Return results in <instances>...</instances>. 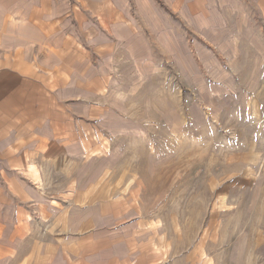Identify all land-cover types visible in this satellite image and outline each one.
<instances>
[{"label": "crops", "instance_id": "crops-1", "mask_svg": "<svg viewBox=\"0 0 264 264\" xmlns=\"http://www.w3.org/2000/svg\"><path fill=\"white\" fill-rule=\"evenodd\" d=\"M238 1L239 9L217 11ZM160 2L172 14L160 16L165 27L154 25L156 15H130L129 0H0V264L154 263L135 247L121 248L117 228L104 218L121 183H48L44 176L51 161L58 172L59 158L83 150L82 141L92 147L98 126L111 135L116 125L131 131L111 85L175 81L172 71L178 81L202 79L181 23L213 40L214 19H239L223 40L231 42L230 33L254 39L241 42L251 74L237 78L247 82L248 122L264 129V73L256 67L264 55V0ZM240 55L239 48L232 62L242 75ZM116 105L123 109L118 118ZM261 136L255 132L246 149L224 157L223 178L264 168ZM133 184L124 181V191Z\"/></svg>", "mask_w": 264, "mask_h": 264}, {"label": "rangeland", "instance_id": "rangeland-1", "mask_svg": "<svg viewBox=\"0 0 264 264\" xmlns=\"http://www.w3.org/2000/svg\"><path fill=\"white\" fill-rule=\"evenodd\" d=\"M137 4L127 3L130 15H156L158 27L166 26L160 16L172 15L160 0ZM230 4L217 11L240 8L239 1ZM172 20L177 21L171 18V29ZM237 20L214 19L213 40L181 23L188 56L202 79L178 81L172 71L175 81L111 85L116 102H125L131 131L118 129L113 120L118 128L112 135L98 126L92 147L82 141L83 150L59 158L58 172L51 171L52 161L48 164L44 182L121 183L119 199L104 218L117 228L121 248L135 247L138 257L150 256L153 264H264V168L223 178L229 168L224 157L246 149L255 132H264L248 122L247 82L237 78L251 74L250 53L241 42L253 38L230 33L231 42L223 40ZM239 48L242 75L232 62ZM259 57L257 73H264V55ZM115 107L118 118L123 109ZM259 138L258 146H264V137ZM128 179L134 184L124 191ZM222 187L229 189L220 194Z\"/></svg>", "mask_w": 264, "mask_h": 264}]
</instances>
